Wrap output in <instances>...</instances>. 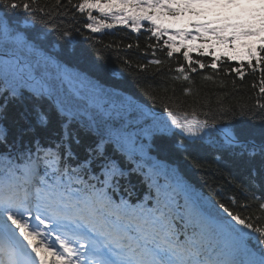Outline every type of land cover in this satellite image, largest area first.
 Instances as JSON below:
<instances>
[{
    "label": "snow or ice",
    "instance_id": "snow-or-ice-1",
    "mask_svg": "<svg viewBox=\"0 0 264 264\" xmlns=\"http://www.w3.org/2000/svg\"><path fill=\"white\" fill-rule=\"evenodd\" d=\"M60 4L61 0H56V7ZM45 7L47 5L41 6L39 0H0V11L4 13L0 15V50L11 45L16 50L27 48L38 52L32 38L17 31L12 20L20 19L16 12L20 9L26 14L25 23L39 19L44 28L53 24L52 31H58L54 20L48 19L51 12H45ZM75 7L80 13L87 12L91 22L84 26L93 33L102 27L114 26L103 19L98 21L93 10L102 17L130 26L134 32L140 31L142 21H149L154 26L149 29L153 37L159 40L167 35L163 43L168 57L184 49L182 56L187 68L183 65L176 68L179 75L175 80L189 81L187 72L197 71L193 64L200 69L206 67L200 60L193 61L192 48L184 43L188 37L198 39L211 33L217 43L234 47L242 38L258 37L259 47L255 41L241 43L243 51L239 56L247 57L248 67L253 72L260 70L259 93L264 97V0H81ZM160 10H166L174 19L163 22L161 17L165 13ZM185 13L204 18L191 23L198 35L187 31V25L177 28L174 35L169 34ZM46 35L43 33L35 39L41 40ZM61 35L70 36V33L64 30ZM201 47L206 50L214 45ZM237 58V55L228 57ZM218 59L214 57L209 67L216 69ZM149 63L161 65L163 61L152 59ZM32 71L33 66L27 60L15 63L0 60L3 84L0 96L4 97L0 119L6 118L9 98L23 102L25 85L30 80L35 83L28 88V96L36 102L32 107L35 120H29L25 108L20 113L24 123L17 127L11 143L8 129L0 125V145L3 146L0 150V264H264V250L257 259L249 249V241L264 244V195L253 194L245 204L238 203L232 196L227 199L228 206L212 196L211 209L218 208L226 214L216 217L214 225L224 238L223 245L207 239L209 222L203 217L194 226L192 235H188L176 227L167 204L152 209L123 202L114 204L109 195L110 190H118L119 179L138 171L135 167L125 169L122 164L132 162L133 136L140 135H171L193 142L212 140L218 151L247 164L253 183L258 179L257 186L264 193V103L257 100L255 105L262 110L257 128L254 124L227 123L232 109L224 107L222 102H218L220 106L215 112L198 113L195 108L190 112L180 110L183 103L169 97L168 102L161 100L163 111L154 114L152 125L133 133L128 131L129 125L117 123L127 118L130 103L125 107L121 102L117 108L115 102L103 99L105 94L98 90L88 98L86 105L71 96L53 104L51 98L59 93L56 83L43 78L36 81ZM234 71L243 78L240 68ZM9 75L13 83H9ZM79 95L77 92L76 96ZM42 102H49L51 114L44 110ZM249 111L252 113L249 119L254 121L258 114ZM52 115L59 120L60 136L44 144L37 133L48 128ZM199 115L205 118L199 119ZM81 132L92 138L83 156L73 149V145H81ZM251 208L255 212L245 216L244 211ZM33 220L38 223L34 225ZM132 227L137 230V236L129 234ZM49 237H54V241ZM241 252L249 258L239 259Z\"/></svg>",
    "mask_w": 264,
    "mask_h": 264
},
{
    "label": "trees",
    "instance_id": "trees-1",
    "mask_svg": "<svg viewBox=\"0 0 264 264\" xmlns=\"http://www.w3.org/2000/svg\"><path fill=\"white\" fill-rule=\"evenodd\" d=\"M80 2L81 0H71V3L69 0H61L60 6L56 7V0H39L41 6L47 5L45 12H51L48 19L54 20L55 26L59 28L58 31H52L53 24L44 28L39 19L25 23L23 17L26 14L20 9L16 10L20 19L12 20L13 27L26 37L32 38L39 51L30 52L27 48L16 50L11 45L0 50V60L13 63L17 60L20 62L27 60L33 66L32 76L35 80L43 78L56 83L59 93L51 98V103H58L71 96L86 105L88 98L94 96L98 90H102L105 94L103 99L115 102L117 108L121 102H124L125 107L131 104L127 118L117 123L129 125L128 131L134 133L140 128H148L152 125L154 114L163 111L161 100L168 102L169 97L176 103H183L180 110L190 112L195 108L198 113L209 110L215 112L220 106L218 102H222L224 107L232 109L227 123L254 124L257 128L260 127L259 113L262 110L255 107L257 100L264 103V97L259 93L260 70L253 72L248 67L247 57L239 56L243 51L240 44L255 41L259 47L258 37L242 38L235 47L232 44L217 43L211 33L198 39L188 37L185 39L187 42L185 44L192 48L190 55L193 61L200 60L206 67L200 69L193 64L197 67V71L187 72L189 81L183 78L175 80L174 77L179 75L175 69L181 65L187 68V62L182 56L184 49H181L180 53H174L172 57L167 56V46L163 43L167 35L159 40L153 37L149 29L154 26L149 21H142L140 31L134 32L130 26L102 17L96 10H93L92 14L98 21L103 19L105 23L114 26L102 27L99 32L93 33L84 26L85 23L91 22L87 19V12L80 13L75 7ZM148 11L154 10L148 9ZM160 11L165 13L161 17L163 22L168 23L174 19L166 14V10ZM3 14V11H0V15ZM8 15L11 17L12 13L9 12ZM202 19L204 18L191 17L185 13L176 27L169 30V34L174 35L177 28H184L187 25L186 30L197 36L191 23ZM64 30H68L70 36L61 35ZM43 33H47L43 39H35ZM179 42L180 38L177 37V44ZM209 44L214 47L206 50L201 47ZM128 45L132 47L129 48ZM232 55H237L238 58L228 59ZM214 57H219L216 61V69L209 67ZM152 59H160L163 63L150 64L149 61ZM237 68L243 72V78L234 71ZM8 79L9 83L14 82L11 75ZM34 83L35 81L30 80L25 85L23 102L18 99H8L6 118L0 119V125L8 129L9 143L17 127L24 123L20 119V113L24 112L25 108L28 109L29 120H35L32 107L36 102L28 96V88ZM2 86V78H0V87ZM165 88L168 89L166 92ZM76 92L80 94L79 97L76 96ZM2 103L4 97L0 96V104ZM42 103L44 110L51 114L49 102ZM204 104L207 106L202 107L201 105ZM250 109L258 114L254 121L249 119L252 114ZM113 115L115 116V111ZM84 118L87 119L86 116ZM198 118L205 117L199 115ZM60 132L59 120L52 115L48 128L38 130L37 135L42 143L47 144L50 140L59 139ZM80 137L81 145L79 147L73 145V149L83 156L84 148L92 143V138L85 136L83 132L80 133ZM133 141L132 162L122 166L125 169L135 167L138 171L132 172L126 179H119L118 190L109 191L114 204L123 202L129 206H142L147 209L163 208L167 204L174 215L176 227L186 231L188 235H192L194 226L203 217L209 222L207 239L223 245L224 238L218 234L214 225L216 217L226 214L218 208L211 209L209 201L212 196L228 206L227 199L232 196L237 198L238 203L245 204L249 203L253 194L257 197L264 195L257 186L259 180L256 179L253 183V178L249 176L247 164L227 152L218 151L212 140L193 142L187 139L181 141L179 137L173 138L171 135L156 137L140 135L133 136ZM2 148L3 146L0 145V150ZM241 186L246 191L242 190ZM217 193L219 195H216ZM249 212H255V209L244 211V215L247 216ZM256 215L258 216L259 213ZM131 229L137 236L135 227ZM249 249L258 259L261 251L264 250V244L255 240L249 241ZM238 258L247 260L249 257L245 252H241Z\"/></svg>",
    "mask_w": 264,
    "mask_h": 264
},
{
    "label": "rangeland",
    "instance_id": "rangeland-1",
    "mask_svg": "<svg viewBox=\"0 0 264 264\" xmlns=\"http://www.w3.org/2000/svg\"><path fill=\"white\" fill-rule=\"evenodd\" d=\"M197 34H198V33H197ZM184 43H187V42L184 41ZM32 223L35 225V224H37L38 222H36V221L33 220ZM49 239H50V240H53L52 237H49Z\"/></svg>",
    "mask_w": 264,
    "mask_h": 264
},
{
    "label": "water",
    "instance_id": "water-1",
    "mask_svg": "<svg viewBox=\"0 0 264 264\" xmlns=\"http://www.w3.org/2000/svg\"><path fill=\"white\" fill-rule=\"evenodd\" d=\"M39 80V79H38Z\"/></svg>",
    "mask_w": 264,
    "mask_h": 264
}]
</instances>
